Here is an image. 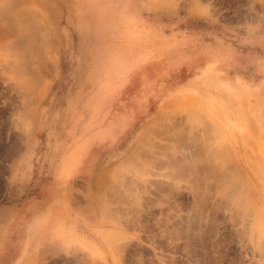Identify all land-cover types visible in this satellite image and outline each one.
I'll use <instances>...</instances> for the list:
<instances>
[{
    "label": "rangeland",
    "instance_id": "374dc122",
    "mask_svg": "<svg viewBox=\"0 0 264 264\" xmlns=\"http://www.w3.org/2000/svg\"><path fill=\"white\" fill-rule=\"evenodd\" d=\"M19 202L41 264H264V0H0Z\"/></svg>",
    "mask_w": 264,
    "mask_h": 264
},
{
    "label": "crops",
    "instance_id": "0c3cea01",
    "mask_svg": "<svg viewBox=\"0 0 264 264\" xmlns=\"http://www.w3.org/2000/svg\"><path fill=\"white\" fill-rule=\"evenodd\" d=\"M32 208L28 202H19L9 207L0 205V264H41L42 259L46 261L50 255L46 253L48 246L53 252L52 245L57 238L56 229L57 233L60 231L59 225L53 223L52 227L57 226L55 230L46 223L38 227L37 222H34ZM35 225L36 232L33 229ZM38 233L42 236L39 237Z\"/></svg>",
    "mask_w": 264,
    "mask_h": 264
},
{
    "label": "bare ground",
    "instance_id": "6f19581e",
    "mask_svg": "<svg viewBox=\"0 0 264 264\" xmlns=\"http://www.w3.org/2000/svg\"><path fill=\"white\" fill-rule=\"evenodd\" d=\"M51 59V58H50ZM209 113V115L210 114H216L217 116H218V118H221V121H222V123H221V121H220V119H219V122H220V125L221 126H223L222 124H224L223 123V121H226L227 119L229 120V118H228V115H227V111L225 110V109H221L220 107H218L214 112H208ZM159 118V117H158ZM217 119V118H216ZM232 121V120H231ZM227 122V121H226ZM212 123H214V122H212ZM215 125L217 126V128H218V126H219V124L216 122L215 123ZM214 125V126H215ZM151 129V128H150ZM149 129V130H150ZM217 132V129H215V133ZM217 134H220V133H217ZM144 141H145V139H143ZM144 141H142V143L144 142ZM140 145H141V143H140ZM139 145V146H140ZM138 146V147H139ZM171 146V145H170ZM172 147V146H171ZM170 148V147H169ZM137 150H139L138 148H137ZM173 151V150H172ZM33 227V226H32ZM34 228V227H33Z\"/></svg>",
    "mask_w": 264,
    "mask_h": 264
}]
</instances>
